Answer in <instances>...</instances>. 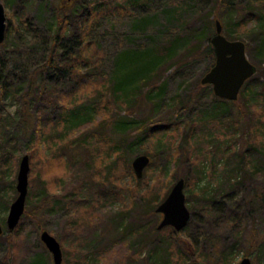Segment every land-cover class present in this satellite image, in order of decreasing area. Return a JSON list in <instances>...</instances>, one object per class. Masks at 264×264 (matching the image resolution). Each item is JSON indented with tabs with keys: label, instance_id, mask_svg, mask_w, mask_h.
<instances>
[{
	"label": "rangeland",
	"instance_id": "1",
	"mask_svg": "<svg viewBox=\"0 0 264 264\" xmlns=\"http://www.w3.org/2000/svg\"><path fill=\"white\" fill-rule=\"evenodd\" d=\"M0 1L4 5L6 23H9L11 32L15 37L20 35L18 39H10L8 46L2 50L4 80L8 74H13L16 83L28 79L45 60L43 48L32 45V35L34 31L42 37L47 35V27L55 14L56 0H5L6 3L4 0ZM94 1L98 0H76L74 12L68 15L69 29L75 31L78 12L81 14L83 7ZM214 5L215 0H131L119 5V8L105 5L97 12V17L90 20V25L93 20L90 26L91 37L98 40L104 53L103 70L108 74L121 71L120 64L122 59H126L125 52L163 47L166 41L170 43L182 39L173 50L175 56H180L181 51L191 44L205 46L207 34L203 37L202 33L207 21L212 18L209 13ZM22 18L26 19L28 24L32 23L33 29L30 32L24 30ZM215 20L218 21V17H213L214 28ZM211 34L209 38L213 36ZM241 40L249 44L248 48L245 47L248 61L253 65L260 64L263 71L262 76L256 75L255 80L251 81L253 84L264 83V54L257 55L258 58L256 56L258 39L253 35H245ZM211 63V59L205 55L195 54L189 56L188 62L180 68L168 67L161 75L164 84L158 98L140 101V109L135 114L128 112L139 122L148 110H152L155 116L172 118L175 126L171 139L164 142L171 146V154L176 149L174 162L169 163L171 158H165L164 151L160 153L153 150V158L150 156L152 165L144 169L139 181L132 168L133 177L125 171L123 174L118 173L122 168L116 162L109 170L106 166L99 167V163L104 166L102 159L105 156L101 154L104 145L96 142V139L92 147L84 149L82 146L85 155L79 157L78 164L68 167L53 153L47 155L49 162H42L39 153L45 146L39 145L37 148L35 143L33 144L36 139L37 102L31 98L29 103L23 105V95L0 94V264H53L51 254L40 241L42 231L48 232L60 242L61 264H81L80 260L84 258L86 250L78 253L80 249L74 245V241L80 242L83 236H77L72 231H76V228L79 232L83 230L81 219H92V227L107 229L103 233L105 236L100 242L101 247L91 251L97 261L95 264H145L149 247L144 239L136 235L129 242L131 247L127 246L128 242H123V237L117 236L113 239V225L108 223L107 219L122 209L124 203V208L130 209L133 206L128 218L130 221L136 219L138 226L147 224L151 227L155 219L158 224L159 214L143 213V205L151 204L150 200L145 199L149 194L157 196L163 188L170 191L178 179L184 181L183 193L190 221L184 228L185 232H182L184 229L176 232L172 227H168L178 234L171 241L177 240L181 245L185 259L184 263L180 261L181 264H238L245 257L251 264H264V118L258 117L257 110L254 111L252 106L245 103L247 93L237 98L238 102L233 106L230 105L229 118L211 116L210 96L206 94L209 87H195V83H199ZM10 82L13 83L11 79ZM142 83L132 88L133 91H148L153 88H148L147 85L141 88ZM21 90L25 94V88ZM255 90L257 92L258 87H255ZM203 91L206 95L200 97L199 93ZM186 94L189 97L191 94L198 96V99L194 98L187 110L178 112L177 116L176 108L168 104L174 100L176 102L177 99H184ZM22 110L24 119L28 114L25 122L20 116ZM232 110H238V121L234 120ZM95 128L87 126L82 131H94ZM235 128H238L237 136L230 137V132ZM104 131V137L106 134L111 136L110 129L106 128ZM116 131H113L115 135L122 133L117 129ZM128 137V147L122 149L124 157L130 158L131 166L136 156L145 155L148 149L152 151V143L150 140L141 142L132 134ZM163 148L165 150V147ZM11 154L17 158L14 176L10 168L13 165V157H9ZM24 155L32 157L31 160L29 158V172L30 168L32 170L28 173L31 182L27 186L24 212L17 225L9 230L6 218L9 206L17 196L16 174L19 161ZM200 156H207L208 159L201 163L205 174L199 182L194 170L195 158ZM62 160L66 161V158ZM163 166L165 176L159 174ZM82 178L87 182L91 181L97 188L96 196L100 195L97 194L98 189L104 190L109 186L116 193L121 191V197L128 199L126 202L119 199V202L106 203L100 209H95L93 206L97 202L96 196L93 201L87 191H79L74 187L77 179ZM11 181L12 187L9 186ZM229 182L235 185L231 187ZM205 187L208 188L209 198L212 199V213H216L212 219L205 217V210L200 214L201 208L207 203L206 197L202 201L196 198ZM127 188L139 189L143 198H138L133 194L135 191L129 192ZM55 196L61 202L56 200ZM66 197L70 199L64 201ZM87 205L95 209L91 217L88 216L89 209L84 208ZM26 207L29 208V213L26 212ZM155 223L156 220L154 225ZM12 250H15L14 253Z\"/></svg>",
	"mask_w": 264,
	"mask_h": 264
},
{
	"label": "trees",
	"instance_id": "2",
	"mask_svg": "<svg viewBox=\"0 0 264 264\" xmlns=\"http://www.w3.org/2000/svg\"><path fill=\"white\" fill-rule=\"evenodd\" d=\"M127 1L129 2L131 0H98L91 2L86 7H83L84 9L81 14L78 12L75 31H72L69 29L70 22L68 15L74 12V6L77 4L76 0H56L55 14L52 15V20L49 22L50 26L47 27V35L45 37L39 36L37 31H34L32 35V45L43 48L42 53L45 55V60L32 72L28 79L16 83L13 80V74H8L5 77L9 81L6 82L2 71V50L8 46L10 39L20 38V35L14 36V33L11 32L9 27V23H6L5 39L0 46V94L4 96L23 95V105L29 103L31 98L37 102V114L35 115L36 139L33 144L35 143L37 148L39 145L45 146L43 149H40L39 153L42 162H49V156L47 155L53 153V155H58L63 164H67L68 167L78 164L80 163L79 157L85 155L82 146H84V149L85 147L90 148L96 139V142L104 145V151L101 152L105 156L102 159L104 166L99 163V167L106 166L109 170L116 162L122 168L121 172L118 173L123 174V171H125V173H129L133 177L130 158L124 157V151L122 149L128 147V136L132 134L136 136L135 139H139L141 142L142 140L151 141L152 151L148 149L145 154L150 159L151 157L153 158V150H156V152L164 151L165 158H171V162L169 163H172V161L174 162V157H176V149L171 154V146L164 144L165 141L171 139L172 133L174 132L175 126L172 118L155 116L152 110H148V113L138 122L128 112L135 114L140 109L141 102L151 100L152 97L155 99L158 98L163 90L164 84L161 75L168 67L174 66L175 68H180L188 62L189 56L195 54L205 55L210 58L212 62L210 66H213L214 51L210 44L211 37L209 38V34L212 32L211 35L214 34V27L212 26L213 17H218V21L222 26L223 36L226 39L242 41L241 38L245 35L256 36L258 39L256 56H263L264 54V0H215L214 8L209 13V16L212 18L207 21L203 31L204 34L202 33L203 37L205 33L207 34V44L205 46L202 47L201 44L197 43L191 44L188 48H184L181 51L180 56H175L173 50L176 49L177 44L182 39H177L170 43L166 41L163 47L130 50L125 52L126 59H122V63L120 64L121 71L108 74L102 67L104 53L101 45L98 40L91 37L90 26L93 24V20L91 25L90 20L95 16L97 17V12L101 11L105 5L119 8V5H122L124 2L127 3ZM4 2L6 3L5 0ZM21 24L25 31L30 32L33 29L32 23L28 24V21L24 18L21 19ZM244 44L246 48L249 47L248 43L244 42ZM254 66L256 67V72L252 78L245 82L238 98L242 97L244 93H247L248 97L245 98V103L252 106L254 111L257 110L258 117L264 118V83L253 84V81H251L255 80L256 75L259 76L261 74L262 76L263 71H261L260 64ZM10 79L13 83L10 82ZM140 81L143 82L141 88L144 85H147L148 88H153L148 91H133L132 88L141 84ZM23 87L26 91L25 94L21 90ZM195 87L197 89L209 87L206 94L210 96L212 117L215 115L220 116V119L230 117V105L233 106L238 102V99L235 102L218 99L213 96L210 86H201L198 82L195 83ZM255 87H258L257 92ZM154 92L155 94H153ZM204 92L199 93L200 97L206 95ZM187 95L182 100L177 99L176 102L174 100L168 104V106L171 105L176 108L177 116H179L178 112L187 110L194 102V98L198 99V96L191 94V97H189ZM152 108H154V105ZM232 111L234 120L238 121V110ZM23 114L22 110L20 115L21 119H24ZM26 116L28 117V114ZM27 117H25L24 122L27 121ZM87 126H95L96 128L94 131H82ZM106 128L108 130L110 129L111 136L108 134H106V137L103 136ZM116 129L122 133L115 135L113 131L117 132ZM237 133L238 128H235L230 132L229 136L235 138ZM163 147H165V150ZM9 157H13L11 160L13 165L10 168L14 176L17 158L13 154L9 155ZM29 158L30 160L32 159L31 155H29ZM63 158H66V161H63ZM206 159H208L207 156L195 158L194 175L199 182L205 174L204 169L201 168V163ZM149 165L150 168L152 162ZM63 167L65 168V165ZM162 169L159 174L165 176V166ZM31 170L30 168V172ZM30 182L31 180L28 179L29 184ZM75 184L74 187H77L79 191H87L86 193L91 195L88 197L90 199L93 198V201L95 200L97 188L92 185L91 181L87 182V180L82 178L80 180L77 179ZM10 185L12 187L13 181L9 182ZM229 185L233 187L235 183L229 182ZM127 190L129 192L135 191L133 194L137 195L138 198H143L139 189L131 190L127 188ZM98 193L100 195L96 196L97 202L93 206L95 209H100L106 203L114 204L115 201L119 202V199H122V202L124 200L126 202L128 199V197L125 199L121 197V191L116 193L109 186H106L104 190L98 189ZM168 193L169 189L163 188L157 196L149 194V197L145 200H150L151 204L143 205V213L154 215L155 207L166 198ZM68 197L63 200L70 199ZM205 197L207 203L201 208L200 214H203L205 210V217L212 219L216 213H212V199L209 198L207 187L201 189L196 198L202 201L205 200ZM54 198L61 202L57 196ZM186 201L191 204L188 198H186ZM90 203L92 205V202ZM123 205L124 207L126 206L124 203ZM93 207L89 205L84 207L89 209V217L94 215L91 214L95 211V209H91ZM124 207L114 212L107 219L108 223L111 222L113 225V239L117 236L123 237V242H128L127 246L129 245L131 247L129 242L136 235L143 238L145 244L149 247L145 264H181V260L184 263L185 259L182 256L180 243L177 240L175 242L171 241L178 234H175L169 227L157 231V219H155V225L154 220L151 227H148L147 224L138 226L136 219L130 221L128 218V214L132 211L131 208L133 206L130 209ZM28 210L29 208L26 207L27 213H29ZM80 225L84 227L82 231L79 232L78 228H76V231H72L77 236H83L79 240L80 242L74 241V245H77L78 249H80L79 252L77 251L78 253L86 250L84 258L82 257L80 260L81 264H95L97 261L94 260V253H91V251H95V249L97 250L101 247L100 242L103 240L105 236L103 233L107 229L99 230L97 226H94L95 228L92 227V219H81ZM185 230L182 232H185ZM10 239L12 240V238ZM82 243L83 248L81 249ZM12 248L14 249V246ZM14 251L12 250L13 253ZM222 258H225V256H222ZM129 264L133 263L129 262Z\"/></svg>",
	"mask_w": 264,
	"mask_h": 264
},
{
	"label": "water",
	"instance_id": "3",
	"mask_svg": "<svg viewBox=\"0 0 264 264\" xmlns=\"http://www.w3.org/2000/svg\"><path fill=\"white\" fill-rule=\"evenodd\" d=\"M214 34L210 44L214 51L213 66L200 78L201 86H210L213 96L227 101H235L245 82L252 78L256 67L248 61L245 54V44L240 40H228L222 35V26L215 21ZM6 34V16L3 3L0 1V46ZM150 158L146 155L136 156L131 162L132 171L137 179H141L144 169L149 165ZM29 173V158L21 157L16 174V198L9 206L6 218L7 228L12 230L24 212L27 195ZM184 181L178 179L171 187L166 198L156 207L155 212L160 215L157 230L172 227L179 232L185 228L190 213L185 204L183 193ZM1 234V227H0ZM40 241L52 256L53 264H61L62 252L59 242L48 232L40 233ZM199 264V263H192ZM238 264H251L248 258H242Z\"/></svg>",
	"mask_w": 264,
	"mask_h": 264
}]
</instances>
